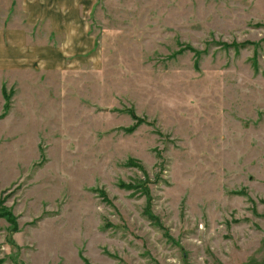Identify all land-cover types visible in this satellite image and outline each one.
<instances>
[{
	"label": "rangeland",
	"instance_id": "rangeland-1",
	"mask_svg": "<svg viewBox=\"0 0 264 264\" xmlns=\"http://www.w3.org/2000/svg\"><path fill=\"white\" fill-rule=\"evenodd\" d=\"M8 4L0 264H264V0Z\"/></svg>",
	"mask_w": 264,
	"mask_h": 264
},
{
	"label": "crops",
	"instance_id": "crops-1",
	"mask_svg": "<svg viewBox=\"0 0 264 264\" xmlns=\"http://www.w3.org/2000/svg\"><path fill=\"white\" fill-rule=\"evenodd\" d=\"M13 1L14 0H8L9 4L7 6L6 9H10L13 6ZM23 3V7H24V11L31 14V16H29L27 19L28 21H37V20H45L47 18V14H46V10L45 7L43 6V13L41 14V9H40V2H38V10L35 9V7L33 9L30 8V4L29 2L27 3ZM38 12L35 13V12ZM8 17V16H7ZM6 17V18H7ZM0 69H27V68H32V65L35 64H40L41 62V54L40 52H38L37 54H35L32 57H28L25 56V54L23 53V51L21 50V52H19L18 56H13L14 53V44H15V32H13V30H8L5 31L4 28L7 27L6 22H4L2 24V26H0ZM26 35V34H25ZM10 53V55H9ZM21 53V54H20ZM23 53V54H22ZM45 53H46V49L44 48L43 50V58L45 59ZM40 54V55H39ZM48 61V59L46 60ZM44 63V62H41ZM55 65V59L54 57H52L51 59V63L50 66H54Z\"/></svg>",
	"mask_w": 264,
	"mask_h": 264
}]
</instances>
